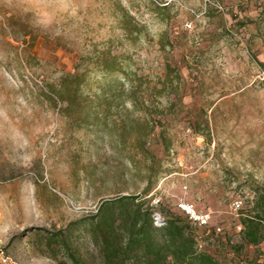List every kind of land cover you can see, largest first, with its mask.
I'll list each match as a JSON object with an SVG mask.
<instances>
[{"label": "rangeland", "instance_id": "obj_1", "mask_svg": "<svg viewBox=\"0 0 264 264\" xmlns=\"http://www.w3.org/2000/svg\"><path fill=\"white\" fill-rule=\"evenodd\" d=\"M121 197L191 205L218 264H264L240 241L264 204V0H0V264H101L91 217Z\"/></svg>", "mask_w": 264, "mask_h": 264}, {"label": "trees", "instance_id": "obj_2", "mask_svg": "<svg viewBox=\"0 0 264 264\" xmlns=\"http://www.w3.org/2000/svg\"><path fill=\"white\" fill-rule=\"evenodd\" d=\"M160 83L163 89L165 84L162 81ZM132 88H128V98L135 105L137 98ZM118 89L120 93L124 90L121 84ZM138 148L139 154L148 158L149 153L144 146L139 144ZM149 178H145L143 194L147 193L150 186ZM130 200L132 197L103 201L97 214L91 217L90 232L97 241L101 264H218L203 250V244H212L216 240L203 237L207 241L201 243L200 237H196L195 229L181 211L184 218L172 215L163 219L161 229H155L152 226L153 212L131 205ZM116 205L118 211H115ZM130 205L133 207L128 208ZM259 207L262 211H257ZM254 208L256 212L243 214L240 219V241L249 247L264 244V204ZM212 230L215 232V229ZM208 233L205 232V236ZM216 243L218 245L220 242Z\"/></svg>", "mask_w": 264, "mask_h": 264}, {"label": "built area", "instance_id": "obj_3", "mask_svg": "<svg viewBox=\"0 0 264 264\" xmlns=\"http://www.w3.org/2000/svg\"><path fill=\"white\" fill-rule=\"evenodd\" d=\"M241 208V202L239 200L233 201L229 204V210L231 213H233L235 216L237 215V212L240 211ZM178 209L187 217L189 222L193 227H196L198 229H204L208 224V214L206 213H196L191 205L188 204H178ZM163 220L156 215H152V225L156 227H161L163 225ZM215 232H219V228L215 229Z\"/></svg>", "mask_w": 264, "mask_h": 264}]
</instances>
